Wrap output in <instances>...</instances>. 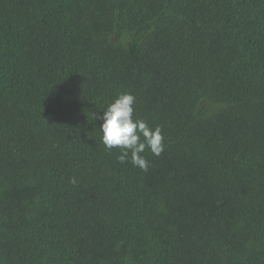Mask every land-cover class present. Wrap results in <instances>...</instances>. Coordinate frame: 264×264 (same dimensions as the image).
Here are the masks:
<instances>
[{
	"label": "trees",
	"instance_id": "1",
	"mask_svg": "<svg viewBox=\"0 0 264 264\" xmlns=\"http://www.w3.org/2000/svg\"><path fill=\"white\" fill-rule=\"evenodd\" d=\"M0 264H264V0H0Z\"/></svg>",
	"mask_w": 264,
	"mask_h": 264
},
{
	"label": "clouds",
	"instance_id": "2",
	"mask_svg": "<svg viewBox=\"0 0 264 264\" xmlns=\"http://www.w3.org/2000/svg\"><path fill=\"white\" fill-rule=\"evenodd\" d=\"M136 97L132 93H121L96 118L102 121V143L108 150L118 148L120 163L130 162L133 166L147 171L149 161L142 155L149 150L160 156L165 150L161 127L152 128L147 121L135 116ZM75 183V180L72 181Z\"/></svg>",
	"mask_w": 264,
	"mask_h": 264
}]
</instances>
